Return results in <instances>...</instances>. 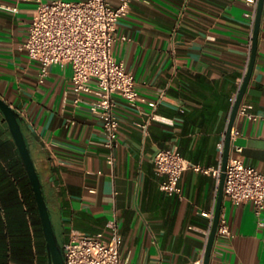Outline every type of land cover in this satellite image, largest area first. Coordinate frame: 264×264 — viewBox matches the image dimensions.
<instances>
[{"label":"crops","instance_id":"crops-1","mask_svg":"<svg viewBox=\"0 0 264 264\" xmlns=\"http://www.w3.org/2000/svg\"><path fill=\"white\" fill-rule=\"evenodd\" d=\"M37 5L0 0V96L22 116L60 240L69 241L73 229L112 240L117 223L126 261L205 264L221 184L215 174L190 168L183 197L170 195L161 188L165 177L155 157L178 148L193 164L223 168L220 144L253 56L251 6L246 0H133L118 26L127 39L116 42L114 53L135 73L147 98L142 108L175 124L151 121L146 133L149 116L118 96L120 143L112 151L103 119L90 109L95 97L76 102L72 66L52 65L43 77L41 63L21 48ZM243 103L259 119L238 115L231 157L242 147L247 164L264 173V16ZM29 179L0 110V264L43 261L44 227L30 206ZM222 215L234 236L217 235L210 264H264V212L258 216L252 201L236 204L225 194Z\"/></svg>","mask_w":264,"mask_h":264},{"label":"built area","instance_id":"built-area-1","mask_svg":"<svg viewBox=\"0 0 264 264\" xmlns=\"http://www.w3.org/2000/svg\"><path fill=\"white\" fill-rule=\"evenodd\" d=\"M28 39L22 49L29 53L33 60L42 65V75L47 76L52 65H71L73 83L77 93V103L84 102L83 95L90 94L95 98L90 102L92 113L100 116L104 122L106 144L114 151L120 143L121 119L117 113V97L127 99L131 106L142 109L148 120L142 124L146 133L151 121L174 125L175 119L157 112H147L142 105L147 102L138 89L135 73L114 53V46L120 39H127L118 33L119 21L127 16L133 0H121L114 5L110 0H37ZM251 11L246 15L255 24L259 0H246ZM18 11V6H11ZM253 106L243 103L239 114L251 120H258L259 115L252 111ZM237 133L233 129L232 138ZM227 132L220 144L225 151ZM52 147L57 143L52 142ZM240 154L232 156L226 170L225 194L234 203L252 201L258 216L264 212V173L257 167L247 164L242 147H237ZM108 161L115 165L116 156L111 152ZM157 173L165 177L161 188L170 195L183 197L182 178L190 169L213 173L219 184L223 168H204L193 164L178 148L161 149L155 157ZM209 215V214H207ZM211 217L214 213L210 214ZM112 240L103 233L88 234L73 229L69 241L65 242L66 264H138L126 261L121 255L122 237L117 223ZM218 236L231 239L234 236L231 225L225 215L221 216Z\"/></svg>","mask_w":264,"mask_h":264},{"label":"water","instance_id":"water-1","mask_svg":"<svg viewBox=\"0 0 264 264\" xmlns=\"http://www.w3.org/2000/svg\"><path fill=\"white\" fill-rule=\"evenodd\" d=\"M263 16H264V0H259V7L257 12V19H256L255 33H254L253 56L249 71L247 73L245 81L240 89L237 100L235 102L231 119L229 122V126L227 129V140H226V147L224 152L223 175L221 179L220 198H219L214 225L212 228L210 240L207 247L205 264L211 263L212 253L218 235L221 215L223 211V201L225 196V183L227 176L226 170L231 157V150H232V133L240 112V108L244 102L248 87L250 85L253 76L257 54H258L259 35L262 26ZM0 110L4 113L6 120L10 124V128L12 130L14 139L18 146L23 162L27 168L31 182L33 184L41 219L43 222L44 233L47 240V248L49 252L50 264H66L65 247L63 242L59 238L55 226V222L53 220L52 212L46 197L42 176L40 174L36 161L33 157L32 150L24 130L22 116L9 102H7L1 96H0Z\"/></svg>","mask_w":264,"mask_h":264},{"label":"trees","instance_id":"trees-1","mask_svg":"<svg viewBox=\"0 0 264 264\" xmlns=\"http://www.w3.org/2000/svg\"><path fill=\"white\" fill-rule=\"evenodd\" d=\"M29 198H30V206L33 207L35 209V211L37 212V214L39 215V207H38V203L36 200V195H35V191L33 188V185L31 183V180L29 179ZM40 217V216H39ZM44 250H43V261H41V258L39 259V263L40 264H50V258H49V252H48V248H47V240L45 237V241H44ZM41 254V252H40Z\"/></svg>","mask_w":264,"mask_h":264}]
</instances>
